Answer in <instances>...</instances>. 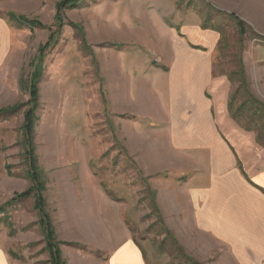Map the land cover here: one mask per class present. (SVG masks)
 I'll return each instance as SVG.
<instances>
[{"label": "rangeland", "instance_id": "rangeland-1", "mask_svg": "<svg viewBox=\"0 0 264 264\" xmlns=\"http://www.w3.org/2000/svg\"><path fill=\"white\" fill-rule=\"evenodd\" d=\"M40 1L12 0L9 5L0 0V16L11 39L7 60L0 62V85L3 80L11 88L0 93V110L30 100L32 75L42 66L33 134L23 129L28 106L0 115V123L7 119L0 124V206L33 186L27 158L31 141L45 182V209L65 264H104L108 226L114 225L109 215L114 221L124 218L148 249L150 264H194L172 234L167 235L157 207L156 187L164 174L156 172L154 163L164 165L166 125L154 118L159 104L147 78L163 62L143 35L149 33L143 22L150 11L162 13L174 5L178 15L194 13L203 27H217L221 38L214 72L230 75L236 89L241 83L239 59L244 62L261 36L233 13L244 24L241 39L238 21L219 14L224 11L212 0H80L63 10L61 25L56 14L62 0ZM202 1L212 6L211 15ZM12 14L42 26L19 24ZM174 15L168 22L176 23ZM141 33L148 41H140ZM250 97L251 110L240 108L249 98L241 91L233 111L264 140V104ZM41 217L33 195L8 215L0 214V243L10 247L14 263L51 264Z\"/></svg>", "mask_w": 264, "mask_h": 264}, {"label": "crops", "instance_id": "crops-1", "mask_svg": "<svg viewBox=\"0 0 264 264\" xmlns=\"http://www.w3.org/2000/svg\"><path fill=\"white\" fill-rule=\"evenodd\" d=\"M2 1L11 5L12 0ZM212 1L262 37L254 39L259 44L253 52L248 48L244 65L250 92L264 102V0ZM149 14L142 27L149 33L143 35L163 62L147 79L159 104L154 118L166 125L164 165L154 163L156 172L164 174L156 187L164 222L197 263L264 264V140L230 110L236 92L231 76L214 72L221 36L215 28H204L194 13L178 15L174 5ZM172 15L176 23L168 22ZM143 35L140 41H148ZM10 40L0 16V62L7 60ZM1 83L0 93H6L11 85ZM108 219L114 225L108 224L104 264H150L148 249L124 218ZM9 250L0 243V264H16Z\"/></svg>", "mask_w": 264, "mask_h": 264}, {"label": "trees", "instance_id": "trees-1", "mask_svg": "<svg viewBox=\"0 0 264 264\" xmlns=\"http://www.w3.org/2000/svg\"><path fill=\"white\" fill-rule=\"evenodd\" d=\"M80 0H62L60 2H58L57 4V14H56V19L59 25L62 24V12L66 7H71V6H76L77 2ZM205 4H209L206 3L204 1ZM202 1V4H204ZM211 5L209 4V9H211ZM210 15L212 14V9L209 10ZM223 16H227L230 17L232 19H234L237 22L238 27H240L241 30V36L243 39L244 34H245V28H244V24L242 21H240V19H238V17H236L233 13H227V12H221L219 13ZM12 17L15 18L17 20V22H19V24H24L26 26H29L30 28L35 27V26H42V23L36 19H29L25 16H18L15 17L14 14H12ZM208 22H211V18L209 17L207 19ZM204 28H215L217 31L218 30L217 27H204ZM45 46L41 47V51L39 53V57L40 60L43 58V54H44V50H45ZM37 61V60H36ZM39 61V60H38ZM239 64H240V71L238 72L241 78V83L238 86V88L236 89V92L232 95V98L230 100V110L233 109V103L234 100H236L237 95L243 91L244 93L249 95V98L245 99L240 108L242 109H246V110H251L252 106L249 104L250 99L253 94L250 92L249 90V84L246 78V73H245V67H244V62L242 60V57L239 59ZM42 66L41 63H39V65L36 68V71L34 72V74L32 75V80L30 83V100L27 103H18L15 104L13 107L7 108V109H1L0 110V115H3L5 113V111H16L21 109L23 106H28V108L25 111V121L23 124V129L25 131L26 134L30 135L33 134V130H34V124L38 119V116L36 114V110L38 108L39 105V93H38V80L41 76V71H42ZM256 98V97H255ZM257 99V98H256ZM255 99V100H256ZM258 102H262L259 101V99L257 100ZM264 104V102H263ZM264 106V105H263ZM264 108V107H263ZM233 112V111H232ZM234 117H237V114H234ZM28 145L30 146V148L27 150V158H29L28 162H29V177L33 183V186L30 187L29 189H27L26 191L22 192V193H17L14 195V198L10 201H8L7 203H5L4 205L0 206V214L5 213L6 215H8L9 209L10 208H14L17 206V204L20 201H23L26 198L31 197V195H33L35 197V207L37 209H39L42 217H41V225L43 227H45L44 229V234H45V242H46V248L47 251L49 253L50 259H51V264H65V260L62 257L61 254V249L59 246V242L56 239V234L54 229H52L51 227V222L49 220V215L47 214V211L45 209V198H44V189H45V182L43 181L39 170L40 167L37 165V155L35 154V149L34 146H32V142L31 141H27ZM30 143V144H29ZM158 207V206H157ZM171 235L170 231L167 230V235ZM190 259V258H189ZM194 264H200L197 263L195 261H193L192 259H190Z\"/></svg>", "mask_w": 264, "mask_h": 264}]
</instances>
